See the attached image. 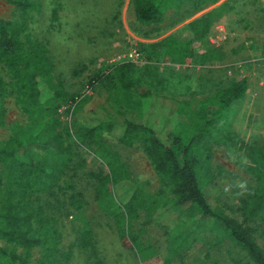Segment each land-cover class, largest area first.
I'll return each mask as SVG.
<instances>
[{
	"label": "rangeland",
	"instance_id": "rangeland-1",
	"mask_svg": "<svg viewBox=\"0 0 264 264\" xmlns=\"http://www.w3.org/2000/svg\"><path fill=\"white\" fill-rule=\"evenodd\" d=\"M39 12H29L26 32L31 38L45 39L53 65L50 77H41L45 89H60L69 96L79 95L95 80L89 94L70 111L68 104L59 108L60 127L68 128L75 111L90 113L101 108L109 114L123 112L138 122L142 117L140 101L145 92L189 102L184 121L195 119L199 106L208 114L217 111L213 95L232 82L243 79L245 91L241 101L221 111L225 123L211 132L196 148L203 195L210 208H217L240 221L237 200L246 186L253 184L246 170L243 154L236 149L237 141L247 144L264 142V0H179L168 8L157 23H138L130 0H61L58 21L46 30L52 10L60 0H33ZM13 5L0 0V28L17 16ZM116 16V17H115ZM207 16L210 28L204 36L195 37L189 56L182 63L167 61L162 56L131 62L134 84L121 87L115 77L118 63L127 62L126 53L138 50V43L158 42L180 31L192 20ZM175 57V55L173 56ZM129 72V70H128ZM0 78L10 91V76L0 61ZM4 118L0 140L9 135V127L23 126L26 117L14 103L13 94L3 101ZM104 145L117 155L126 172L146 193H154L161 184L141 146H125L113 136L103 133ZM72 140V139H71ZM82 160V167L68 173L51 194L32 196V205H42L51 215L59 231L58 264H183L189 243L200 237L205 243L199 250L202 264H252L242 251L234 247L220 226L211 217L182 215L176 228L148 224L140 231L146 211L136 209L129 222V232L137 233V247H126L118 235L122 223L119 203L113 187L107 184L108 195L95 197L96 181L89 175L103 168V151L96 146L72 145ZM24 160L52 155L51 148L27 141L16 151ZM2 169L0 167V174ZM242 186V187H241ZM165 189V188H163ZM2 188L0 186V197ZM77 193V202L70 195ZM165 197L170 193L165 189ZM88 227L90 241L78 245L76 232ZM247 225L256 243L264 249V211ZM4 244L0 240V247ZM39 256L33 248L32 264Z\"/></svg>",
	"mask_w": 264,
	"mask_h": 264
},
{
	"label": "trees",
	"instance_id": "trees-1",
	"mask_svg": "<svg viewBox=\"0 0 264 264\" xmlns=\"http://www.w3.org/2000/svg\"><path fill=\"white\" fill-rule=\"evenodd\" d=\"M17 9V16L6 21L0 28V61L10 76V91L0 78V125L3 124L4 98L13 94L14 103L26 117V123L9 127V135L0 140V264H30L31 251L39 249V256L32 264H58L59 231L55 220L46 214L42 205H32V196L51 194L59 188L60 179L68 173H75L82 167V160L72 145L101 148L104 166L89 175L96 181L95 197L108 195L107 184L113 187V195L120 205L122 223L118 235L126 247H137V233L129 232V222L134 219L136 209L146 211L142 226L162 224L172 230L180 217H211L222 229L229 242L252 264H264V249L247 225L264 211V142L247 144L237 141L236 149L245 160L253 184L246 186L237 200L240 221L227 216L217 208H210L202 192L198 165L197 146L211 135V132L225 123L221 113L237 105L244 94L245 82L236 80L219 89L209 104L217 111L208 114L203 102L192 122L184 121L189 102L172 97L145 92L140 101L142 117L135 122L123 112L109 114L101 108L90 113L75 111L68 128L60 127L57 119L59 108L68 104L70 111L85 99L75 102L74 97L60 89L49 91L41 83V77H50L53 65L48 55L45 39L31 38L21 33L27 28L29 12H39L33 0H4ZM179 0H130L134 19L138 23H157L164 12L174 7ZM62 1L52 10V17L46 30L58 21ZM116 17V16H115ZM210 22L199 17L158 42L138 43V51L146 59L162 56L167 61L182 63L189 56L190 45L195 37L206 34ZM175 55V57H173ZM131 62L115 65L114 73L121 87L134 84ZM129 70V72H128ZM94 79L88 83L92 87ZM113 136L119 143L130 146L138 143L152 169L159 178L161 188L146 193L126 172L125 165L117 155L105 147L102 134ZM72 139V140H71ZM34 140L38 146L51 148L52 155L36 160H24L16 151L27 141ZM170 197L164 196L165 189ZM53 194V193H52ZM77 193L70 195L71 202H77ZM78 245L86 247L90 231L85 225L76 232ZM205 243L203 237L189 243L182 258L183 264H202L199 250ZM232 260L236 264L241 260Z\"/></svg>",
	"mask_w": 264,
	"mask_h": 264
},
{
	"label": "built area",
	"instance_id": "built-area-1",
	"mask_svg": "<svg viewBox=\"0 0 264 264\" xmlns=\"http://www.w3.org/2000/svg\"><path fill=\"white\" fill-rule=\"evenodd\" d=\"M125 59H126L127 62L140 61L142 59V54L138 50L132 49L128 53H126ZM88 87L83 89L81 91V93H79V95L74 97L75 102L78 101L82 96H85V95L89 94V88L90 87L89 88Z\"/></svg>",
	"mask_w": 264,
	"mask_h": 264
},
{
	"label": "clouds",
	"instance_id": "clouds-1",
	"mask_svg": "<svg viewBox=\"0 0 264 264\" xmlns=\"http://www.w3.org/2000/svg\"><path fill=\"white\" fill-rule=\"evenodd\" d=\"M242 187V186H241Z\"/></svg>",
	"mask_w": 264,
	"mask_h": 264
}]
</instances>
